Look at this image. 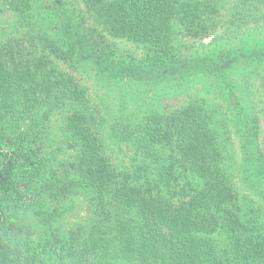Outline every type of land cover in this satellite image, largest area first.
Listing matches in <instances>:
<instances>
[{"label": "trees", "instance_id": "16d2710c", "mask_svg": "<svg viewBox=\"0 0 264 264\" xmlns=\"http://www.w3.org/2000/svg\"><path fill=\"white\" fill-rule=\"evenodd\" d=\"M74 2L77 3L55 0L57 12L52 19L39 14L38 20L36 0H0V264H44L36 245L54 251L58 256L56 263L61 264H111L113 259L130 264H264V232L256 217L244 213L211 128L212 116L199 104L188 105L166 117L150 116L135 128L134 142L139 149L172 150L162 170L169 184L177 183L183 175L192 176L190 192L184 188L171 197L152 195L150 189L136 184L137 179L130 172L114 168L104 154L101 140L90 128L87 114L76 108L67 110L63 133L68 144L69 138L74 142L78 162L66 168L63 179L55 176L58 182L48 189H52L57 200L80 192L74 183L77 174L82 188L86 187L99 201L94 208L95 221L107 222V215L112 217L107 207L115 208L119 218L109 227L98 224L88 230L79 228L60 248L42 234H37L34 244L7 238L14 217L24 210V194L17 181L19 170L31 172L50 161L35 160L37 148L31 147L30 154H25L29 131H22L21 127L16 130L21 148H8L2 127L13 128L14 123L22 125L28 120L30 129H38L49 116L84 100L87 93L79 81L54 69L46 55L35 56L20 45L15 35L7 36L2 26L4 16L12 15L20 26L37 25L40 34L45 33L41 38L49 53L75 69L78 64H93L110 79H151L163 76L165 69H182L174 38L208 37L215 31L212 16L218 11L213 0L81 1L93 19L92 28L100 27L104 37L126 40L141 48V58L127 55L116 64L110 56L113 54L105 51L104 55H97L83 42L85 37L75 30L64 10L68 5L76 9ZM147 67H151L153 76L145 70ZM191 67L218 72L223 77L228 71L212 59L194 61ZM249 142L257 149L253 141ZM243 147L245 154L251 149L246 144ZM246 157L258 165L257 174L264 177L262 153ZM181 168L184 173L180 171L178 177Z\"/></svg>", "mask_w": 264, "mask_h": 264}, {"label": "rangeland", "instance_id": "374dc122", "mask_svg": "<svg viewBox=\"0 0 264 264\" xmlns=\"http://www.w3.org/2000/svg\"><path fill=\"white\" fill-rule=\"evenodd\" d=\"M74 1H77L74 2L76 9L68 8V5L64 10L75 30L85 37L83 42L92 53L104 55L106 51L113 54L110 56L116 64L127 55L142 57L136 43L104 37L100 27L92 28L94 22L81 2L83 0ZM213 1L218 7L212 16L215 31L201 40L174 38L182 69L172 72L165 69L163 76L151 79L129 76L110 79L100 74L93 64L86 67L78 64L75 69L49 53L41 38L45 33L40 34L37 25L33 24V28L20 26L15 24L12 15L4 16L2 26L7 36L15 35L20 45L35 56L46 55L54 69L79 81L87 93L84 100L68 104L49 116V120H43L38 129H30L28 120L22 125L14 123L13 128L2 127L8 148H21L16 139L19 135L16 130L21 127L22 131H29V139L24 142L25 154H30L31 147L37 148L35 160L47 158L46 161H50L44 167L37 165L31 172L24 168L19 170L17 181L24 194V203H21L24 210H19L20 215L14 217L7 232L8 239L34 244L37 234H42L60 248L79 228L88 230L98 224L109 227L119 218L115 208L107 207L112 217L107 215V222L95 221L94 208L99 206V201L86 187L82 188L77 174L74 183L78 184L80 192L57 200L52 189H48L50 184L58 182L55 176L63 179L66 168L71 164L76 166L78 162L74 142L69 138L68 144L63 133L64 115L70 109L76 108L87 114L90 128L101 140L106 157L118 171L130 172L137 179L136 184H142L156 196L171 197L184 188L190 192L191 175H183L172 185L162 176L172 150L167 147L153 151L139 149L134 142V132L150 116L166 117L191 104L204 106L212 116L211 128L224 154L230 183L240 196L244 213L250 218L256 217L259 229L264 232V177L257 174L258 165L248 162L246 157L250 153L256 156L259 151L264 158V0ZM35 5L38 20L41 17L51 20L57 12L55 0H36ZM203 59L217 62L219 68L228 70L226 75L191 67L194 61ZM127 60L135 63L134 59ZM145 70L153 76L151 67ZM249 140L257 145V149L252 148ZM244 144L252 151L249 149L245 154ZM76 169L73 166V170ZM180 171L184 173L183 168L179 169L178 177ZM175 198L177 202L178 196ZM39 227L42 229L37 233ZM36 247L44 264H61V261L56 263L58 256L54 251ZM110 263L130 264L119 259L110 260Z\"/></svg>", "mask_w": 264, "mask_h": 264}]
</instances>
